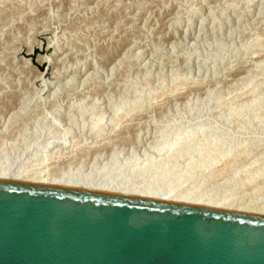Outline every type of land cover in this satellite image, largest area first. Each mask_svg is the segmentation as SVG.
Here are the masks:
<instances>
[{"label": "rangeland", "instance_id": "obj_1", "mask_svg": "<svg viewBox=\"0 0 264 264\" xmlns=\"http://www.w3.org/2000/svg\"><path fill=\"white\" fill-rule=\"evenodd\" d=\"M0 134V169L264 210V0H0Z\"/></svg>", "mask_w": 264, "mask_h": 264}, {"label": "water", "instance_id": "obj_2", "mask_svg": "<svg viewBox=\"0 0 264 264\" xmlns=\"http://www.w3.org/2000/svg\"><path fill=\"white\" fill-rule=\"evenodd\" d=\"M0 264H264V216L0 179Z\"/></svg>", "mask_w": 264, "mask_h": 264}, {"label": "bare ground", "instance_id": "obj_3", "mask_svg": "<svg viewBox=\"0 0 264 264\" xmlns=\"http://www.w3.org/2000/svg\"><path fill=\"white\" fill-rule=\"evenodd\" d=\"M82 115H84V113ZM101 117H103V114L101 115ZM100 122L99 121L97 123L95 122L96 124L94 125V127L91 130L92 132L97 134V133H100V131H102V128L104 126L103 125L101 126ZM97 124H99V125L97 126ZM175 146H176V143H174L170 147V154H169L170 157L175 156L176 149H173ZM78 167H80V166H78ZM26 173L24 171H20V170L19 171L17 170L15 172L13 170L10 171L9 169L8 170L0 169V179L21 181V182H27V183L51 184V185L90 189V190L105 191V192H113V193H119V194H126V195L138 196V197L151 198V199H158V200L200 205V206L225 209V210H233V211H239V212H245V213L264 216V210H262V209H257V208L253 209V208H248V207L246 208V206L242 207L239 205L237 206V205H234L232 202L227 201V200H222L219 202H211L210 200H203L204 198L203 199L197 198L195 196L192 197L190 194L188 195L187 193L177 194L176 193V191H177L176 187L170 188L169 191L168 190H167V192L163 191V193L159 194L158 191H157V193L155 191H154L155 193L154 192H148V191L145 192V191H143V188L141 189L142 190L141 191L137 187L134 189H131V188L128 189V188H124V187H122V188L121 187H112L111 185L104 184V183L98 185V184L92 183L93 181L88 182V180H87V182H86V179L85 180L82 179L83 181L82 180H76L74 177H71V176H65L64 177L63 175H59V174L56 176H48L45 172H41V173L36 172L34 174H31V175L26 174ZM146 190H148V189H146Z\"/></svg>", "mask_w": 264, "mask_h": 264}]
</instances>
